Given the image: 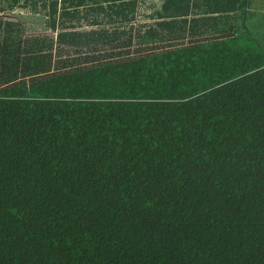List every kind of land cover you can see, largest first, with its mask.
Returning <instances> with one entry per match:
<instances>
[{
    "label": "trees",
    "instance_id": "16d2710c",
    "mask_svg": "<svg viewBox=\"0 0 264 264\" xmlns=\"http://www.w3.org/2000/svg\"><path fill=\"white\" fill-rule=\"evenodd\" d=\"M137 2L0 0V264H264V48Z\"/></svg>",
    "mask_w": 264,
    "mask_h": 264
},
{
    "label": "crops",
    "instance_id": "0c3cea01",
    "mask_svg": "<svg viewBox=\"0 0 264 264\" xmlns=\"http://www.w3.org/2000/svg\"><path fill=\"white\" fill-rule=\"evenodd\" d=\"M163 1L138 0L135 6V18L128 22H119L126 25L152 23L156 20L157 13L163 12L161 9ZM175 6L176 9H189L183 18L187 19V24L194 26L192 38L207 39L213 36L222 38L227 34L237 36L248 32L257 41H262L264 38V0H175ZM180 16L178 14L176 18L179 19ZM99 17L106 19L107 13L101 12ZM82 26L89 29L92 25L83 23ZM185 35L188 38V33ZM178 38L179 31L176 34V39Z\"/></svg>",
    "mask_w": 264,
    "mask_h": 264
},
{
    "label": "rangeland",
    "instance_id": "374dc122",
    "mask_svg": "<svg viewBox=\"0 0 264 264\" xmlns=\"http://www.w3.org/2000/svg\"><path fill=\"white\" fill-rule=\"evenodd\" d=\"M18 12H21V10H19V9H15L14 11H10L9 12V14L10 15H12V16H14V17H16L17 15V13ZM29 19H30V17H28ZM28 18H26V19H28ZM42 22V18L41 19H38V21L37 20H33V19H30L28 22H24L23 20H22V24L23 25H25V23L27 24V25H30V27L32 26L33 28H32V30L30 31V33H33V32H35L34 34H37V33H39V32H41L40 30L41 29H39L38 27H40L41 25H40V23ZM29 33V32H28ZM264 35V34H263ZM258 37H260V35H258ZM257 36H256V38H258ZM264 37V36H263ZM259 43L262 45V47L264 48V38H263V40L262 41H259Z\"/></svg>",
    "mask_w": 264,
    "mask_h": 264
}]
</instances>
